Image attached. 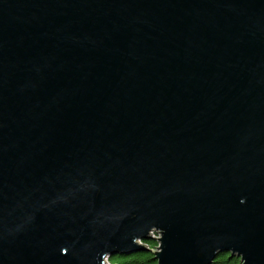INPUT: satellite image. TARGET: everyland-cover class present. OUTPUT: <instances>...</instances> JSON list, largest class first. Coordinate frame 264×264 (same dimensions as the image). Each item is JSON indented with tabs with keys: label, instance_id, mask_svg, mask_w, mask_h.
Returning <instances> with one entry per match:
<instances>
[{
	"label": "water",
	"instance_id": "95a60500",
	"mask_svg": "<svg viewBox=\"0 0 264 264\" xmlns=\"http://www.w3.org/2000/svg\"><path fill=\"white\" fill-rule=\"evenodd\" d=\"M149 241L264 264V0H0V264Z\"/></svg>",
	"mask_w": 264,
	"mask_h": 264
},
{
	"label": "trees",
	"instance_id": "16d2710c",
	"mask_svg": "<svg viewBox=\"0 0 264 264\" xmlns=\"http://www.w3.org/2000/svg\"><path fill=\"white\" fill-rule=\"evenodd\" d=\"M148 246L147 251H139L129 256L117 255L110 259L112 264H157L152 250L157 247V242H144ZM213 264H241L238 257H232L230 254H221Z\"/></svg>",
	"mask_w": 264,
	"mask_h": 264
},
{
	"label": "built area",
	"instance_id": "2783aa9c",
	"mask_svg": "<svg viewBox=\"0 0 264 264\" xmlns=\"http://www.w3.org/2000/svg\"><path fill=\"white\" fill-rule=\"evenodd\" d=\"M153 236L154 237H156V238H159L160 237V235L157 233V232H154L153 233ZM157 247H159V244L157 243ZM153 250H158V248H154ZM107 262V264H112L109 260H106Z\"/></svg>",
	"mask_w": 264,
	"mask_h": 264
},
{
	"label": "rangeland",
	"instance_id": "374dc122",
	"mask_svg": "<svg viewBox=\"0 0 264 264\" xmlns=\"http://www.w3.org/2000/svg\"><path fill=\"white\" fill-rule=\"evenodd\" d=\"M109 261H110V259H109Z\"/></svg>",
	"mask_w": 264,
	"mask_h": 264
}]
</instances>
